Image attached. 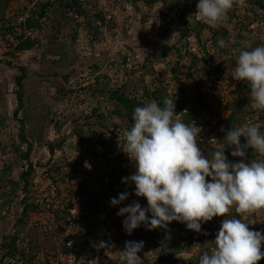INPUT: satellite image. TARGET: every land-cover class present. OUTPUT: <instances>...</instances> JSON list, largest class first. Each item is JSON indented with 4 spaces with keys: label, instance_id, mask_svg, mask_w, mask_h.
<instances>
[{
    "label": "rangeland",
    "instance_id": "1",
    "mask_svg": "<svg viewBox=\"0 0 264 264\" xmlns=\"http://www.w3.org/2000/svg\"><path fill=\"white\" fill-rule=\"evenodd\" d=\"M37 1L45 0H13L7 14L13 16L18 8H32ZM84 1L87 2L88 0ZM190 1L196 5L199 2V0ZM139 4L141 11H138V17L131 5H127L125 8L119 6V8L113 9L118 17L117 28L110 29L108 26H102L95 45H90L88 32L85 28L79 29L78 37L74 40L72 24H64L59 30L61 39L67 44L64 49L67 57L58 62H55L58 56L47 53L44 45L17 52L15 55L8 54L7 52L11 49L0 31V174L7 165H11L13 169L8 176L12 181L5 185L0 180V244L4 235L17 233L20 236H26L30 239L31 249L33 248L31 256L36 257L35 264H38L36 261L39 262V260L41 261L46 257L47 260H53L54 264H90V261L96 264L98 256L100 257V264H120L119 260H111L119 255L120 250H123L125 245L121 244L120 247L119 235H114L110 243L114 245L116 251L119 249L118 254L113 247L114 251H108L107 253V249L111 248H100L98 250L96 247L100 241H103L102 234H99L97 238L92 236L89 242L86 237L84 238L87 226L93 223L91 221L106 219L112 230L116 231L114 227L120 226L117 229L120 232H126L122 224L125 218L116 214L119 209L132 204L133 201L139 202L142 207L147 206L145 198L135 196L134 184L125 185L131 188L127 200L115 206L110 204L111 198H116L113 192L117 191L119 186L121 187V184L118 183V176L128 177L133 174L135 171L133 162L130 161L122 149H120V152L123 153V157L119 161H108L100 157V147L96 150L98 154L88 153L86 142H82L75 133V128L78 126L83 128L86 133L91 131L95 137L102 134L113 142H121L123 146L124 133L130 130V127L127 120L124 121L116 113H113L119 104L115 106L112 101L106 99V96H94L88 88L89 85L95 82V76L100 73L109 76L108 85L116 87L117 80L122 76V73H117L114 66L112 69L110 63L112 61L110 60L113 59L111 58L119 60L128 57L131 65L139 67L145 56L159 54L166 44L179 42L178 40L183 34L186 25L176 17L178 15L175 12L168 16L166 24H163L161 17V12L164 9L163 4H156L153 7H144L143 2H139ZM86 6L89 7L88 12L92 14L98 12V9L91 7V3L89 5L87 3ZM104 9L107 11V8ZM193 9V6L189 7L190 12H193ZM258 10L263 12L264 16V11ZM255 11H257L256 6L252 8L251 5L245 3L243 6H237L236 16L239 25L228 24L229 31L233 33L241 31L244 35H248L246 41L250 42L257 36L264 37V20L256 21V18H254ZM142 14L147 15L146 21H142ZM78 20L83 21V18L79 17ZM42 36L45 37L46 33L44 32ZM10 37L8 36V38ZM197 41L196 38L190 37L184 43L179 42V44L184 47L185 43L188 42V45H190L189 51L197 52L198 57L212 58L214 62L211 64V68L205 63L190 66L191 55L189 53L178 63L177 54L172 50L168 52L166 57L161 58L163 59L161 64L165 65L166 68L158 70L160 75L166 76L167 80H171L169 84L174 88H176V82L172 79V76L175 75L176 70V74L190 93L191 89L194 90L201 81V88L204 91H207L208 83H213L215 93L225 96L224 103L214 106L218 118L222 120L230 114V110L225 106L228 94L230 96L232 93L231 96L234 95L238 99L240 95L236 94V90L244 84V81H237L232 78V73L236 67V57L239 54L238 50L242 45L234 50L233 43L230 42L224 48L217 49L213 40L207 41L205 47ZM182 51H184V48H182ZM233 62L235 65H232ZM95 63L99 66V70L96 74H93V69L90 66ZM218 64L221 65L223 74H216L215 69ZM18 65L30 68L29 78L25 82L26 106L25 110L20 112L19 117L25 119L24 133L34 146L31 159L35 164V178L27 193L31 196L28 201L37 204L38 209L28 214L25 225L16 226V220L21 216L23 209L21 202L24 193L15 194L14 192L11 193L10 190L16 185V181L20 180V174L24 167L18 152L14 151V145L16 147L20 146L24 150L27 148V144L20 137V122L14 117V110L18 106L15 94L17 87L14 82L16 74H19ZM73 68L76 69L75 72H72ZM55 72L57 75H54ZM69 72H72V75L68 80H65L64 75ZM148 76L150 83L156 78V75ZM164 84L167 85L168 82ZM62 87L70 89L71 92L68 91L69 93L66 95L61 91ZM169 91L172 93L171 90ZM245 96L249 98L248 93ZM96 106L99 108V114H108V118L104 121L107 124L106 126L101 125L103 120H99L98 115L92 114V110ZM54 120L60 122L61 129L57 128V125L53 122ZM251 120L243 122V126L255 123ZM261 131L264 132L263 128ZM64 136H66V142L62 146L63 153L61 150H57L55 155H52L49 151V143ZM213 144L217 148L216 141L212 142ZM54 157L60 163L65 162L62 164V170L60 168L59 170L56 169L58 167L47 170L49 164H51L50 160ZM66 166L75 171L70 175H66ZM55 181L58 183L54 184ZM23 184L24 182L21 181L20 189ZM8 186L11 189H8ZM77 187L82 188L83 197L89 199L92 196L94 199L97 198V195L100 198L95 200L96 211H94L91 219H80L75 223V228L70 236H73L75 241L81 242L78 250L70 251L74 253L70 254V252L63 251V245L67 244L65 240L67 230L62 218L67 214L68 208L75 198L74 190ZM105 195L107 197L104 201ZM48 204H50V208ZM218 217L202 223L201 232L199 233L187 229L184 223L180 226L175 225L176 236L186 234L190 238L196 239V246H190V249L185 251L187 253L182 256L185 264H191L190 260L199 255L201 250H206L205 248L208 246L211 250L210 246H214V242L210 240V235L213 230L218 231L220 228L216 224ZM243 219L246 223H249L248 226L254 228L251 230H260L264 234V210ZM140 226H143V223ZM139 227L138 230H140ZM205 230L207 231L201 241L200 237ZM180 243L185 245L190 243V240H183ZM42 244L44 247H42ZM40 245L41 248H39ZM163 250L161 245L155 244L151 249L145 251V256L150 264H154L159 260V256L167 255L168 251L164 252ZM3 255L4 250L0 245V264L5 262L2 259ZM29 257L30 255L21 257L16 260L15 264H25ZM169 257L167 256L168 264H174ZM141 260V264H145L142 256Z\"/></svg>",
    "mask_w": 264,
    "mask_h": 264
},
{
    "label": "clouds",
    "instance_id": "2",
    "mask_svg": "<svg viewBox=\"0 0 264 264\" xmlns=\"http://www.w3.org/2000/svg\"><path fill=\"white\" fill-rule=\"evenodd\" d=\"M244 2L245 0H199L196 12L187 19L190 24L194 16L195 22L217 28L228 19L227 13L234 6H243ZM240 43L242 47L238 50L232 78L248 84L251 107L264 112V44L253 47L250 41ZM218 45L224 48L226 42L221 39ZM130 63L128 60L129 68L133 66ZM145 79L148 81L149 76L146 75ZM204 93L211 101L213 110L215 105L224 103L225 96L215 93L213 83L207 84V91ZM229 98L228 94L226 107ZM214 116L219 117L216 110L208 122ZM132 119L134 123L130 130L125 131L121 149L133 162L135 171L120 180L126 185L134 184L135 196L145 198L147 206L142 207L139 202L133 201L119 209L116 214L125 217L122 221L125 231L130 235L142 223L149 230L167 229L171 222L178 221L186 224L187 229L199 233L202 223L223 216L225 218L216 233L214 246L211 245L210 251L200 255L198 264L259 263L264 258V234L251 230L249 223L243 218L264 210V132L261 131L264 123L258 121L243 127L233 126L227 130V125L219 119V124L224 129H221L223 132L214 130L217 148L211 153V158H208L198 142H204L205 137L210 144L214 141H211L210 135L203 134L204 129L202 131L194 122L189 125L177 116L173 99L166 97L163 105L153 100L135 107ZM224 133L223 141L218 142ZM241 137L246 141L243 144ZM232 146L233 157L243 158L246 151L252 149L259 158L247 162H232L225 155L226 147ZM69 170L72 171V168ZM129 195L128 191L121 192L118 198H111L110 204L118 205L127 200ZM233 210L241 218H229ZM148 213L151 214L150 218ZM118 233L120 247L121 244L125 245L123 250L118 247L121 249L119 255L111 260H119L120 264H141L138 253L141 252L144 242L126 241L123 236L125 232ZM68 237L74 239L73 236H65L66 241ZM20 238L24 246L29 245V238ZM75 242L74 239L70 248ZM96 247L98 250L111 248L107 249V253L116 251L114 245L104 241H100ZM118 251L119 249L117 254ZM185 253L187 252L169 258L174 264H185L182 260ZM99 261L98 256L96 264H100ZM15 262L13 260L7 264ZM36 262L54 264L47 257ZM92 262L89 263L93 264ZM161 264H168V259Z\"/></svg>",
    "mask_w": 264,
    "mask_h": 264
},
{
    "label": "trees",
    "instance_id": "3",
    "mask_svg": "<svg viewBox=\"0 0 264 264\" xmlns=\"http://www.w3.org/2000/svg\"><path fill=\"white\" fill-rule=\"evenodd\" d=\"M13 0H0V31L2 32V37L6 40L10 47V51L8 54L15 55L17 52L31 50L40 45H44V48L47 53L58 56L59 60H63L67 57L65 55L64 49L67 44L60 37V27L64 24H72L73 28V39L76 40L78 37L79 29L85 28L88 32V41L90 45L94 44L97 41L102 26H108L110 29L117 28L118 17L114 13L113 9L119 8V6L125 8L127 5H131L135 10V15H137L138 11L141 9L139 2H143L144 7H153L156 4H163L164 9L161 12L162 23L166 24V20L168 16L172 13H176L178 19L182 20L186 27L183 31L182 36L179 38V42H183L190 38H196L199 44L205 47V44L209 40H213L215 47L217 49H221L218 45V41L223 39L226 44L233 43V49H237L241 45V41H246L248 39V35H244L241 31H237L236 33L230 32L228 28V24H237V6L233 7L227 13L228 19L217 28H212L206 24L195 22V18L193 16V22L189 24L187 17L191 14H194L197 10L196 4H192L190 0H45V1H37L32 8L22 7L18 8L16 12H14L13 16H9L7 14L8 8ZM106 2V3H105ZM91 3L95 9H98V12L92 14L87 10L89 7L86 5ZM105 3V4H104ZM245 4L251 5L252 8L256 6L257 11H255L256 21H263L264 16L263 12H259L258 9L264 11V0H245ZM193 6V12L189 11V7ZM104 8H107L105 11ZM141 11V10H140ZM27 12V14H26ZM52 15V16H51ZM83 18V21L78 20V18ZM138 17V15H137ZM175 19V17H173ZM147 20V15L142 14V21ZM242 28V25H241ZM243 29V28H242ZM46 33V36L43 37V33ZM8 36H11L8 38ZM179 42H174L173 44H166L162 51L159 54L147 55L143 59V62L140 64L139 68H134L133 66L129 68L128 66V57H124L123 59L110 60L112 62V69L114 66V70L117 73H122V76L118 78L116 87H111L108 85L109 76L106 74H97L95 76V82L89 85V89L93 92V95L96 97L106 96L107 100H110L114 103V105H118L115 108L113 113H116L122 119L127 120L129 127L131 128L134 123L132 116L135 107L143 106L145 103L150 101H157L161 105H163L164 99L170 98L174 100L175 111L177 116L185 123L191 125L193 122L196 126L201 127L202 131L205 125L208 123L209 117L215 114V110L211 108V101L207 98V95L202 90V81L198 83L196 87L191 89V93L187 91L185 85L182 83L178 75L176 74V70L174 72V76L172 79L176 82L174 88L169 84L166 76L160 75L158 69H165L166 66L161 63L163 59L168 55L169 51H175L178 57V63L182 61V59L189 53L191 55L190 66H195L198 63H205L208 67L211 68V64H213L212 58H207L206 56L198 57V54L195 52L189 51L190 45L186 42L184 47L180 45ZM252 46H258L264 44V39L262 36H257L255 39L251 40ZM184 48V51H182ZM8 62V61H7ZM11 64V62H8ZM232 65H235L234 62ZM165 66V67H164ZM19 74H16L14 82L16 85L15 94L18 101V106L14 110V117L18 119L20 122L21 129V140L27 144L26 150L20 148V146L14 145V151L18 152L20 161L23 164V169L20 174V180L16 181V185L11 189V193L20 194L24 193L22 196L23 205L21 216L16 220V226L25 225L27 223V216L30 212L36 211L38 209L37 204L34 202H29L31 196L27 193L29 192L30 186L34 183V171L35 164L32 161V153L34 151L33 143L26 137L25 135V119L23 117H19L21 111L25 110V82L29 78L30 68L24 65H18ZM93 69V74H96L99 70V66L95 63L90 66ZM234 67V66H233ZM178 69V67H177ZM211 70V69H210ZM76 69H72V72H75ZM209 71V70H207ZM72 72L64 75V79L68 80L72 75ZM216 74H223L221 65H216L215 69ZM54 75H57L55 72ZM146 75H156V78L151 81H146L144 77ZM167 83L165 85L164 83ZM172 93H170V91ZM61 91H63L66 95L71 92L70 89L62 87ZM69 91V92H68ZM240 97L238 99L235 96H231L227 103V108L231 110V114L225 120H222L223 123L227 125V130L231 129L233 126L242 127L243 122H246L249 119L251 121L256 122L259 121L262 123L264 121V112L255 110L251 107V101L245 96L247 93L250 94L249 86L246 82L240 87V89L236 90V94ZM243 93V95H241ZM93 115H98L99 120H103L101 125L106 126L107 124L104 121L108 118V114H99V108L96 106L92 110ZM55 113V112H54ZM55 125H57L58 129H61L59 121H53ZM118 127V126H117ZM264 130V128H263ZM75 133L78 135L82 142H86V147L88 153L94 152L98 154L96 151L98 147L101 148V152L99 156L108 160V161H119L123 157V153L120 152L122 143L121 142H113L111 139L106 138L104 135L100 134L98 137L93 136V133L90 131L86 133L83 128H79L78 126L75 128ZM225 133L221 136L218 142H222ZM241 143H244V137H241ZM66 142V136L56 138L55 141L50 142L48 147L50 153L55 155L57 150H62L63 144ZM199 147L202 149L204 154L211 158V153L216 149L215 145L210 144L208 138H204V142H198ZM232 147H226L225 155L232 162H237L240 160H244L247 162L248 160L258 159L252 149H248L246 151L245 157H233L231 155ZM51 164H49V169L52 170L56 167V169L62 170V164L55 157L50 160ZM12 166L7 165L1 171L0 180L2 184H7L10 181L8 177L12 172ZM73 171L65 172L67 174H71ZM122 176H118V183L121 184L117 191L113 192V195L118 198L119 193L128 191L131 192V188L125 186L126 184L122 183L120 180ZM210 180V178H207ZM14 181V180H13ZM21 181L24 182L22 188ZM55 183H58L55 181ZM126 188V190H125ZM20 190V191H19ZM100 198L99 196H96ZM107 196L105 195L104 198ZM99 207V204H98ZM149 218L151 214L148 213ZM124 217V216H123ZM122 217V218H123ZM241 218L237 216V214L232 211V214L229 218ZM125 218V217H124ZM225 217L219 216L217 218L216 224L221 227V222ZM93 223L87 226L86 237L87 241L91 240L92 236H99V234L103 235V241L107 243H111L114 235L118 236L119 227H114L115 230H112L111 226L107 223V220H95L91 221ZM97 222V223H94ZM182 223L178 221H173L168 225L167 229L164 228H156L149 230L144 224L138 228L134 229L133 232L129 235L127 232L123 233L126 241L134 240V241H143L144 245L140 254L145 261V264H150L149 260L145 256V251L152 248L153 245L158 244L161 245L163 251L167 252L166 256H159V260H157L154 264H161L165 262L167 256L176 255L178 253H182L188 251L190 246H196V239L190 238L188 235L183 234L182 236H176L175 234V225L180 226ZM252 229V226H249ZM254 229V228H253ZM204 234L200 237L201 241L204 238ZM260 231V230H259ZM264 232V231H263ZM115 233V234H114ZM217 231L213 230L210 235V240L214 242ZM113 234V235H112ZM190 240L188 244H181L180 241ZM165 241L166 243H164ZM81 242V241H80ZM80 242L76 241L74 246L70 248L67 244L63 245L64 252L76 251L78 247H80ZM1 248L4 250V255L2 259L5 261L3 264H7L10 261L17 260L21 257H25L29 254L32 255L33 248L31 249L30 243L28 246H24L21 242L20 235L9 234L4 235L3 240L1 241ZM120 245V244H119ZM42 247L44 245L42 244ZM41 248V245L39 246ZM206 250H201L200 254L195 258L190 260L191 264H198L199 257L205 251H210L209 246L205 248ZM29 257L25 264H35L36 257L33 255ZM259 264H264V258L258 261ZM104 263V262H103ZM111 263V261H110Z\"/></svg>",
    "mask_w": 264,
    "mask_h": 264
},
{
    "label": "built area",
    "instance_id": "4",
    "mask_svg": "<svg viewBox=\"0 0 264 264\" xmlns=\"http://www.w3.org/2000/svg\"><path fill=\"white\" fill-rule=\"evenodd\" d=\"M224 129V126H220L219 124V118L217 116H214L210 119L208 124L205 126L203 134L210 135L211 141L215 140L216 132H223L221 129ZM66 171H69V167H65ZM87 177V176H86ZM53 185V184H52ZM54 186V185H53ZM54 188H56L54 186ZM82 189L80 187H77L74 190V200L71 203V206L68 208V212L66 215L63 216L62 221L65 222V228L67 230L65 236H70V233L75 228V223L78 220H85V219H91V217L94 215L95 209V200L97 198H92V196L88 199L86 197H83ZM55 195V194H54ZM105 201L106 198H103ZM94 201V202H93ZM95 203V204H94ZM48 207L50 208V204H48ZM22 213V212H21ZM74 242V239L71 237H68L67 245L71 246Z\"/></svg>",
    "mask_w": 264,
    "mask_h": 264
}]
</instances>
